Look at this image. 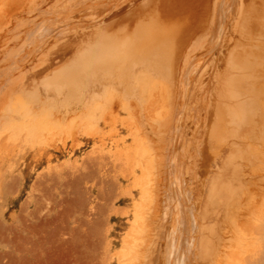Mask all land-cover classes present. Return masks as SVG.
<instances>
[{"label": "bare ground", "instance_id": "bare-ground-1", "mask_svg": "<svg viewBox=\"0 0 264 264\" xmlns=\"http://www.w3.org/2000/svg\"><path fill=\"white\" fill-rule=\"evenodd\" d=\"M139 1L0 0V53H6L14 64L18 63L15 58L16 56L18 58L16 52L20 46L18 45L17 48L16 37L21 34L19 28L22 25L31 32L38 22L40 24L44 19L53 20L57 13L62 16V13L70 16L75 14L87 16L89 22L94 25L108 23L111 18L120 16L119 14L127 6L135 7ZM52 3L56 9L52 7L46 9ZM142 5L135 7L136 10H133L132 15L125 18L129 22L125 21L128 23L127 26L116 23L115 18L113 24L116 26L99 29L98 36L88 42L84 51L77 55L76 60L74 59L75 62L72 61L74 62L72 67L68 62L69 68H67L68 65L65 63L67 69L63 68L64 70L60 71L58 67L56 70L59 72L55 71L53 76L45 74L48 67L30 68L31 64L28 72L20 74L21 76H17L16 72L12 73V71L6 75L2 73L0 147L10 157L15 148L21 147L18 144L25 142L23 145L27 146L31 143L34 148L38 145L40 151L44 150L45 155L49 154L50 162L51 153L48 147L53 145L54 135L57 137L60 132L65 131L66 134V130L81 129L91 125L88 129L90 131L94 128L95 132H92L96 136L99 127L97 129L92 127L94 116H98L105 124L109 115L115 114L120 117L124 113L125 118L120 119L134 136V143L126 144L127 141L124 140L122 142L124 146H120L123 148H121L123 155L121 156L122 150L119 151L116 154L120 158H110L111 162L104 159L107 153L102 155L107 149L105 152L100 151V157L103 159L101 158L97 165L93 164L98 166L100 176L109 173L110 169L106 167L111 164L112 169L114 165L116 168L118 165L121 170H117L126 180L142 172L140 179L143 177L142 181H144L140 182L138 193L140 197L137 199L135 193L132 191L129 193L132 199H137L134 207L135 219L132 223L137 235L130 239V246L123 253L121 263H255L258 261L255 239L260 221L262 222L261 217L264 215V197L258 195V189H261L260 186L264 183L261 180L264 175V153L260 150L247 155L246 153L249 152L235 150V154L230 159L227 158L228 160L225 161L224 158L227 156V146L231 140L245 139L251 146L254 144V150L256 148L257 151L259 146L264 150V0H146V4ZM145 6L146 11L153 10L156 19L163 12H166L167 17L158 18L160 22L156 20L154 24L141 21L137 23L135 18ZM87 9L93 11L87 13ZM47 13H50L49 18L46 17ZM169 19L177 21L170 22L171 25L168 26L165 22ZM13 28V32L10 33ZM36 30L38 28L33 30L32 36L33 34L35 36ZM22 34L25 33L22 31ZM69 40H72L71 34L60 40L68 43L62 44L59 51L52 50L46 53L48 54L46 60L52 63L55 59L64 57V53L71 45ZM137 40L141 41L138 46L135 45ZM2 43L4 45H1ZM137 48H146L145 54L141 55L143 50L138 51ZM46 54L43 55V59ZM79 65L89 66L88 69L90 68L91 71L93 70L91 67H94L98 71L95 82H88L87 86L97 84L100 89L95 90L88 98L89 101L84 98L85 96L83 97V93L80 95L82 99L84 98L83 101L81 100L82 105L85 104L84 109L85 106L87 107L86 112L81 109L82 106L80 107L81 110L78 111H84L81 115L72 116L71 113L66 115L65 112L62 114L58 109L55 112L53 106L56 104L51 96V94L55 95V92L50 93V91L61 88H57L56 81L62 72L66 73L65 71ZM88 80L90 81L91 77ZM61 105L63 104L60 103ZM69 109L66 112H69ZM94 121L96 124L97 118ZM75 131L70 133H77ZM198 132L205 136V139L197 146V141L194 143L189 135L197 136ZM97 134L99 135V132ZM112 134L114 135L113 132ZM106 135L104 134L103 138ZM114 139L117 142L118 137ZM120 140H118L119 144ZM64 145L66 148V144ZM74 147L76 148L75 145ZM21 150L23 153L24 149ZM19 153L17 154L21 156L22 153ZM111 154H107V158ZM87 156L88 163L85 164L89 165L90 156ZM93 160L95 163V159ZM104 160L107 162L104 163ZM198 163L205 169L200 170ZM125 164L129 166L127 169L123 167ZM90 167H93L92 164ZM111 171L108 176H111ZM57 172L61 171H56V174ZM113 174L112 176H115ZM42 176L40 174L39 180L43 182ZM94 176L91 173V178ZM55 177L56 180L58 177ZM67 178H64L65 183L69 179ZM60 179L59 177L58 180ZM101 179L103 181L106 177L104 179L103 176ZM107 180L110 182L111 178ZM115 180L114 182L118 181ZM47 181L50 182L51 179ZM38 182L34 185V190L41 185ZM67 182L70 186L71 182ZM105 185H103L104 189L109 190ZM115 185L113 183L112 186ZM117 185L115 188L119 186ZM110 186L107 188H111ZM120 188L118 190H121ZM113 190L111 193L107 192V195L116 193ZM104 193L106 195V192ZM46 199L48 200V197ZM43 207L46 208L44 204ZM42 208L40 209L44 210ZM25 225L27 226V223ZM79 235L81 236L80 233ZM108 245L110 248V244ZM246 252L249 261L246 259Z\"/></svg>", "mask_w": 264, "mask_h": 264}, {"label": "rangeland", "instance_id": "rangeland-1", "mask_svg": "<svg viewBox=\"0 0 264 264\" xmlns=\"http://www.w3.org/2000/svg\"><path fill=\"white\" fill-rule=\"evenodd\" d=\"M142 4L145 5L146 0L145 1L140 0L139 3L136 4L135 7L136 8L141 7ZM51 7H52V9L54 8L53 3L50 4L49 6H47L46 9H49ZM135 7H128L127 6L124 9V11L121 14H119L120 16L117 15V16L111 18V20H109V22L107 21L108 23L97 24V25H94V23L89 22L87 16L82 17L79 14H75V16H73V15L70 16V14H65V13H62L63 14V16H62L61 14L58 15V13H57L55 19H53V20L44 19L45 20V21L43 20L44 22L43 21L40 22V24L42 23L41 25L38 22L37 25H39V26L37 27V25H36L35 29L38 28V30H40V31L36 30L35 36H34V34L32 36V33L34 32L33 30H35V29H31L32 31L28 32L27 29L25 28L26 26L22 25L21 28H19V30H21V34H19V36H21L20 37L21 39H19L18 35L16 37V41L18 39L17 48H18V45L20 46L18 48V51L16 52V53H18L17 54L18 58H17V56L15 58L18 60V63L14 64L12 58L10 56L7 57L6 53H4V52L0 53V85L2 83L1 82L2 78H3L2 76L4 74L5 75L7 73L9 74L11 71H12V73L16 72L17 76L22 74V73L26 74L28 72V68L30 66L29 64H31L30 68H33V67L47 68L48 67L47 68L48 70L45 72V74L50 75V76L54 75L53 73H55V71H57L56 69L58 67L60 68V71L64 70L66 68V64L68 65L67 68H69V63H71L70 67H72V64L75 62L74 59L76 60L77 55L84 51L88 42H91L93 39L96 38L95 36H98V32H99L98 30L99 29L110 28V26H112V27L116 26L115 24H113V20L115 18L118 19V17L119 18L121 17V18L118 20L115 19V22L116 23L119 22V24L122 26H127L129 22L126 19L130 15H132V13L134 12L133 10H136ZM142 8H145V9L140 11L135 18L138 21L137 23H140V21H141V22H146V23L150 22L151 24H154L156 22V20H158V18H166L167 17L166 12L161 11L163 13L158 15V18L156 19V17H154L153 10L147 9V11H146V6L142 7ZM54 9H56V8H54ZM52 11H55V10H52ZM86 11H87V13H91L93 11V9H87ZM122 14L123 15L125 14L126 17H125V15L123 16ZM51 16H52V14H51ZM46 17L49 18L50 13H47ZM119 20H121V21H119ZM39 21H41V20H39ZM50 21H53V23H51ZM125 21H127L128 23ZM175 21H177V20L176 19H171V20L169 19L165 23L169 26V25H171L170 22H175ZM47 22H49V23L47 24ZM85 22L86 23L88 22V23L86 24ZM123 23H124V25H123ZM47 26H48V28H47ZM65 26H67V27H65ZM73 26H76V27H73ZM96 26H98L99 28ZM71 27H73V29ZM82 28H84L87 31H85ZM13 30H14V28L10 30V33L13 32ZM45 30H46V32H45ZM49 30H51V31L49 32ZM22 31L25 34H22ZM42 32L44 35H45V33H47V34L44 36L42 34ZM48 33H49V35H48ZM70 34L72 35V40H69L71 45L69 46L70 48L67 49L66 53H64L65 54L64 57H59V58L55 59L52 63L49 62L48 60H46V59H48V56H47L48 54H46V53H49L52 50H53V52L59 51L62 44L68 43V41H64V42L61 41L60 42V40H63L65 37L69 36ZM73 35H74V37H73ZM41 36H43V37L40 38ZM25 39H27V40L24 41ZM22 41H24V42L21 43ZM34 43H36V44H34ZM140 43H141V41L137 40L135 42V45L138 46V45H140ZM1 45H4V43H2ZM25 45H26V47H24ZM136 50H138V51L143 50L142 54H141V52L139 53L141 55L145 54V52H146V48H143V49L137 48ZM23 51L25 53H23ZM70 52H71V54H70ZM44 54H46L45 59H43ZM39 58H40V62H42V63L39 62ZM72 61H74V62L72 63ZM36 62H38V63H36ZM43 62H45L46 64L45 63L43 64ZM61 64H62V66L60 67ZM54 67H56V68H54ZM85 67H82L81 65H79V67L76 66V67H73V69L70 68V70L65 71L66 73L62 72L61 75L58 77V80L56 81L57 88L58 87H61V88L56 89L55 91H53V90L50 91V93L55 92L54 94L56 95L55 96V95L51 94V96L55 100L54 104H56L53 106L55 109V112H57V109H58V110L62 111V114H64V112H65V114L68 113V115L71 113L70 115H72V116H75V114H78L76 116H79L82 114V112H84L87 109L86 106L84 109V105H85L84 102L86 100L83 102L84 105H82L81 100L83 101L84 98L85 99L87 98V101H89L88 98L94 94L95 90H99L100 87L97 84H94L92 86L88 85L89 87L87 86L88 82H90V83L95 82V77L97 76L96 73L98 71H96V69L94 67H91V68H93V70H92L93 73H92V71L89 70L90 68L88 69L89 66L88 67L85 66ZM53 68H54V70H53ZM18 71H19V73H17ZM50 71H52V72H50ZM85 71H86V73H85ZM47 72H49V74ZM57 72H59V71H57ZM2 73H3V75H2ZM88 76L91 77L90 81L89 80L87 81V79L89 78ZM92 76H94V77H92ZM87 87H88V89H87ZM83 88H85V89H83ZM42 90L41 91L44 93L45 91L43 88H42ZM61 91H62V93H61ZM88 91H90V92L88 93ZM67 93H69V94H67ZM82 93H83V97L85 96L83 99L80 97V95ZM61 96L65 99H67L66 101L68 103L65 101V99L63 100V98ZM71 96L72 97L76 96V97L72 98ZM62 101H63V103H62ZM58 102H60L64 106L63 105L60 106V103H58ZM71 103H74V104H71ZM57 104H59L58 107H57ZM66 106H67V108H66ZM75 106H76V108H75ZM72 107L75 108V110ZM80 107H81V109L83 108L84 111L79 112L78 110H81ZM68 109H69V112H66V110L68 111ZM121 117L125 118V114L122 113V115L120 117H117L115 114L109 115L108 121L104 124L103 121L98 118V116L97 117L94 116V119L97 118V123L95 124L96 121H94V119H93L92 127L94 126L96 129H97V127H99V130L97 129V131H96V136L93 133V132H95L94 128L91 127L92 129L90 131L88 129V128H90L91 125L89 127H83L81 129L66 130V134H64L65 131L60 132V133H63V135L60 133H59L60 135L58 134L59 136L62 135L61 138L58 135H57V137H55V135H54V139L52 141L53 145L48 147L50 150V153H51L50 154L51 155V161L50 162L48 161L49 154L45 155L43 153L44 150L40 151L38 145H35L36 147L34 148V147H32V144L29 142H26V144L29 143L31 145L27 144V146L26 145L24 146L23 144L25 142H23V141H22L23 144H21V145L18 144V146H21L20 148H18V149H20L21 153H22L21 149L22 148L24 149L21 156L17 154L20 152L17 148H15V151H13L12 155H10V157H9V155L7 156V153L4 152V149L0 147V264H84V263L85 264H107V263L108 264L109 263L110 264H122L121 259H122L123 253L128 250V248L130 246V241L132 240V237L137 235V233L133 229L132 223H133V220L135 219V213H134L135 212V210H134L135 201L138 199V197H140L138 193L140 190L139 189L140 182L143 179V177H142V179H140L142 176V172H138L137 176H139V177L136 176V177L130 178L129 180L128 179L126 180V178H124L123 175L119 173L120 171L117 170V169H119L118 165H117V168L114 165L113 169H112V164H111V166L108 165L106 168L109 167L108 169H110V170H108L109 173L108 172L105 173V174H107L106 176H105V174L100 176L101 174L99 175L98 166H94V165H97L99 161H101L100 159L102 157H100L101 156L100 151L105 152V150L107 149L105 153L101 152L102 155L103 154L105 155L106 153L108 155H110L112 153L110 157L108 156V158L106 156L107 154L104 156V159H107L110 161L111 160L110 158H112V159H114L116 157L120 158V156H118L116 153H118L119 151H121L123 149L122 147L124 146V144L122 142L124 140L127 141L126 144L134 143V141H133L134 136L131 134V131H129L125 127V125L122 124V120L120 119ZM107 124H108V126H107ZM106 128L108 130H106ZM115 130L117 131L116 135H115V133H116ZM68 131H69V134L67 135ZM74 131L77 133H73V134L70 133V132H74ZM87 131H89L91 133H89ZM84 132H86V134H83ZM98 132H99V135L97 134ZM112 132L114 133V135L112 134ZM109 133H110V135H108ZM0 134H2L1 123H0ZM55 134H56V132H55ZM87 134H90V135H87ZM104 134L105 135L107 134L106 135L107 137L104 136V138H103ZM127 135H129V137ZM67 136H69V137H67ZM72 136H73V139H72ZM114 137H118V140L121 139L120 144H119L118 140H117L118 143L116 141H114L115 139H117V138L114 139ZM100 138H103L104 140L100 139ZM189 138L194 140V143L197 141L196 144L198 146L204 142L205 136L201 135V133L198 132L197 136L194 134H191V135H189ZM231 138H232V136L230 137V139ZM66 140H67V142H66ZM73 140L76 143H79L78 144L79 147H78V145H76V143H72V142H74ZM202 140H203V142H202ZM112 141H114V143ZM246 141L247 140H245V139H243V140H240V139L231 140L230 143H228V146H227L228 147V153H227V156L224 158V160L226 161V160L230 159V157L233 154H235V152L237 150H242V151L244 150L245 152H249V154L246 153L247 155H251V153H256L260 150L264 153L263 148H260V146H259L257 151H256V148H255V150L253 149L254 144H252V146H251V144L250 143L248 144V141L247 142ZM64 144H66V148H65ZM73 144L76 146V148L74 147ZM117 146L118 147L122 146V147H120V149H118ZM99 147L100 148L102 147L101 148L102 150H100ZM108 151L111 153L109 154ZM40 152H42V153H40ZM91 152L93 154L92 156L90 154ZM121 152H122V154H121ZM121 152L119 154H121V156H122L123 150ZM21 153H19V154H21ZM87 155L90 156L91 161L93 159H95V163H94V160L91 163V161L87 158L90 164L89 165L85 164V163H88L86 161ZM263 156H264V154H263ZM248 159H249V157H248ZM107 160H104L103 162L105 163V161L107 162ZM245 160H247L246 157H245ZM116 161H118V160H116ZM91 164L93 167H95V169H97L96 172L94 171L95 169L93 167L92 168L90 167ZM87 165H88V168H87ZM125 165L123 167H125L127 169L129 166L127 164H125ZM197 166L199 167L200 170H202V168L205 169V167L204 166L202 167V165H200L199 163ZM114 167L116 168V171H114L115 170ZM119 167H122V166L119 165ZM88 169H90V171ZM59 170L61 172L60 173L57 172V174H56V171H59ZM119 170H121V169H119ZM84 171L87 174H85ZM110 171H111V176H108V175H110ZM89 172L92 173V176H94L96 174V176L93 177L94 179L91 178V173H89ZM97 172H98V174H97ZM80 173H83L84 176ZM88 173L90 174V176ZM113 173H116V174H113ZM40 174H41V176L43 174V176H42V179L44 180L43 182H42V180H39ZM55 174H56V177H55ZM112 174L115 176L117 175L116 176L117 178L115 176H112ZM57 175H60L59 176L61 178L60 180H58L59 177ZM80 175H82V177H79ZM65 176L69 178V179L67 178L68 180H66V183H65V179H66ZM103 176H104V179H105V177H106V179L102 181L101 178ZM107 176H108V178H107ZM47 177H48V179H46ZM54 177L55 178L58 177V178L55 180ZM98 177H100L101 180L98 179ZM86 178H88V179H86ZM110 178H111V180L113 179V181H111ZM114 178L116 180L118 179L117 182H119V183L114 182V180H115ZM50 179H51L52 183L53 182H55V183L52 184L51 181L50 182L47 181ZM91 179H93V180H91ZM107 179H109L110 182H112V183L110 184V182H108ZM89 180H91V181H89ZM94 180L96 181V183ZM97 180L100 183L97 182ZM261 180L264 182V175H262ZM67 181L71 182L70 186L68 185L69 183ZM92 181H94V182H92ZM36 182H38V184L43 185V186H41V185L39 186L37 184L38 187H40V188L42 187V189L35 187L36 189L34 190V185L36 184ZM103 182H104V184H103ZM106 182L109 183L111 186L109 184H107ZM49 183H50V185H49ZM92 183H95V184H92ZM101 183L103 185L106 184L107 186L105 185V187H106V189H109V190L106 191ZM113 183H115L116 185L117 184L119 185L121 183L120 184L121 186L119 185L121 188L117 185L121 190H118L119 189L118 187L115 188L116 185L112 186ZM51 184H52V186H51ZM96 184L99 187H97ZM109 186L111 188H107ZM127 186H128V189H127ZM112 187L115 189L113 190ZM260 188L261 189H258V195L260 194V196L264 197L263 196L264 195V183L260 186ZM100 190H103L104 192H106V195L103 191L100 192ZM111 190L116 191V193L120 194L121 197L119 195H117L115 192H113L114 195L112 193L113 196L111 194L107 195V192L111 193ZM131 191L137 195L136 200L132 199V197L129 195V193ZM98 193H99V195H98ZM102 193L105 197L102 195ZM115 194H116V196H115ZM122 194H124V195H122ZM97 196H100L102 199L100 197L97 198ZM114 196L115 197L118 196L120 198L117 197L114 200V198H115ZM46 197H48V200L46 199ZM108 197L114 203H112V201L107 199ZM41 198H43L42 201H41ZM81 198H83V199H81ZM105 198H106V200H105ZM107 202H108V204H107ZM41 204H42V206L44 204V206H46V208L45 207L42 208V206H40ZM100 204H101V206H99ZM36 205H37V207H36ZM113 205H114V208L112 209ZM40 208H42L44 210H41ZM38 209H40L41 211L40 210L38 211ZM94 209H95V212H94ZM104 209H106L107 211ZM114 209H115V211H114ZM110 210H112V211H110ZM43 211H45L46 213ZM93 212H94V214H93ZM102 212H103V214H102ZM34 213H36V214H34ZM261 220H262V222L260 221L259 231H258V234L256 235V239H255L256 249H257V253H258L257 258H258L259 263H258V261H256L255 263L249 262L248 264H264V225H261L264 223V215H263V217H261ZM26 223H27V226L25 225ZM34 231H35V233H34ZM39 232H40V234H39ZM98 232H100V233H98ZM79 233L81 234V236L79 235ZM85 233H86V235H85ZM82 234H83V236H82ZM87 234H88V236H87ZM99 234H100V236H99ZM20 235H21V237H20ZM36 235L38 237L39 236L40 237L38 238ZM105 235H106V237H105ZM80 237H82V238H80ZM86 239H87V241H86ZM84 241H85V243L83 244ZM128 241H129V243H128ZM89 242H90V244H89ZM103 242H105V243H103ZM108 244H110V248H109ZM24 247H25V249H24ZM96 250H98V251L95 252ZM19 251L21 253H19ZM110 259L112 261H110ZM246 259L249 261L247 252H246ZM80 260L82 261V263Z\"/></svg>", "mask_w": 264, "mask_h": 264}]
</instances>
